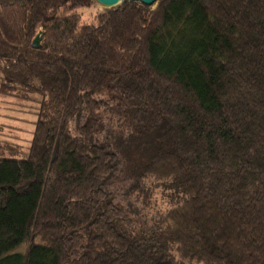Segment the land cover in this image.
<instances>
[{"label": "trees", "instance_id": "trees-1", "mask_svg": "<svg viewBox=\"0 0 264 264\" xmlns=\"http://www.w3.org/2000/svg\"><path fill=\"white\" fill-rule=\"evenodd\" d=\"M95 5L0 0V264H264V0Z\"/></svg>", "mask_w": 264, "mask_h": 264}, {"label": "rangeland", "instance_id": "rangeland-1", "mask_svg": "<svg viewBox=\"0 0 264 264\" xmlns=\"http://www.w3.org/2000/svg\"><path fill=\"white\" fill-rule=\"evenodd\" d=\"M155 7L153 6L152 9ZM93 9L102 11L106 8L96 2ZM38 100V95H33L31 100L20 99L15 95H0V157H24L23 154L27 152L32 137L33 123L37 118ZM6 146L13 147L14 151ZM150 207L153 212L166 208V200L160 192H155ZM26 246L22 244L15 252H24Z\"/></svg>", "mask_w": 264, "mask_h": 264}, {"label": "water", "instance_id": "water-1", "mask_svg": "<svg viewBox=\"0 0 264 264\" xmlns=\"http://www.w3.org/2000/svg\"><path fill=\"white\" fill-rule=\"evenodd\" d=\"M136 2L145 7L152 8L156 5L158 0H95L99 5L103 6L106 9H110L113 7H117L121 5L123 2ZM40 44V35L37 34L32 41V45L34 48H38Z\"/></svg>", "mask_w": 264, "mask_h": 264}]
</instances>
